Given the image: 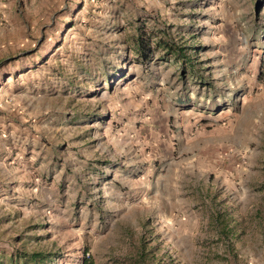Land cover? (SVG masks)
<instances>
[{
    "label": "rangeland",
    "instance_id": "obj_1",
    "mask_svg": "<svg viewBox=\"0 0 264 264\" xmlns=\"http://www.w3.org/2000/svg\"><path fill=\"white\" fill-rule=\"evenodd\" d=\"M0 264H264V0H0Z\"/></svg>",
    "mask_w": 264,
    "mask_h": 264
},
{
    "label": "trees",
    "instance_id": "obj_2",
    "mask_svg": "<svg viewBox=\"0 0 264 264\" xmlns=\"http://www.w3.org/2000/svg\"><path fill=\"white\" fill-rule=\"evenodd\" d=\"M137 36L132 41V49L135 54V63L146 64L156 52H162V58L168 59L175 65H178L181 72L195 73V68L191 61L192 58L186 54V46L176 45L173 41L169 40L165 32H154V30H138ZM164 35V36H163ZM22 256H25L22 254ZM20 256L19 258H23ZM29 261L33 263H42L47 261V255L42 253H32L27 255ZM51 261V260H48Z\"/></svg>",
    "mask_w": 264,
    "mask_h": 264
}]
</instances>
